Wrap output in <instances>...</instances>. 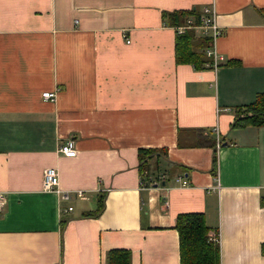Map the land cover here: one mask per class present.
I'll return each mask as SVG.
<instances>
[{"label":"crops","instance_id":"1","mask_svg":"<svg viewBox=\"0 0 264 264\" xmlns=\"http://www.w3.org/2000/svg\"><path fill=\"white\" fill-rule=\"evenodd\" d=\"M205 7L217 65L207 52L209 67L176 63L169 15ZM263 11L264 0H0V264H107L112 249L180 264L181 213L204 215L219 264H264V124L232 126L264 92ZM67 139L74 157L58 150ZM140 148L163 149L141 172ZM47 167L58 191L42 188Z\"/></svg>","mask_w":264,"mask_h":264},{"label":"trees","instance_id":"2","mask_svg":"<svg viewBox=\"0 0 264 264\" xmlns=\"http://www.w3.org/2000/svg\"><path fill=\"white\" fill-rule=\"evenodd\" d=\"M264 13V11H263ZM168 14H164V17ZM198 20L199 13L189 15L187 12L175 11L169 15L171 26L182 24L187 17ZM177 32V31H176ZM196 42L194 32L185 30L176 33L175 61L176 63H190L195 68L209 67L212 63L206 54V46L210 45L211 36ZM264 124V92L258 93L252 103L235 111L232 123L234 127L249 125L260 126ZM163 149L140 148L138 155L140 160V172L147 164V159L155 154L162 153ZM215 162V159H214ZM103 208L102 199L91 215H98ZM175 228L179 235L180 264H219L220 248L217 237L212 236L211 228L206 224L202 213H181L176 217ZM107 264H130V251L126 249H112L106 253Z\"/></svg>","mask_w":264,"mask_h":264},{"label":"built area","instance_id":"3","mask_svg":"<svg viewBox=\"0 0 264 264\" xmlns=\"http://www.w3.org/2000/svg\"><path fill=\"white\" fill-rule=\"evenodd\" d=\"M176 31L178 33H183L185 30H195L201 35H209L212 40H215L217 37L221 35L220 26L218 21L216 20V12L209 7H205L198 16V20H195L193 17H187L185 21L175 26ZM124 37L129 42V39L126 35ZM207 54L213 55L214 62L213 65H217L216 54L213 48H209L206 50ZM42 97L47 100H53L55 98L54 91H44L42 92ZM218 145V144H217ZM64 156L66 157H74L77 154V149L75 146V142L73 139H67L65 143H63L58 149ZM178 181H182L185 183V179L182 177H178ZM59 175L57 170L54 167H47L43 174V182L42 188L46 191H58L59 189ZM76 195L81 197L83 195L82 190H77ZM63 200H69L70 195L69 192H62L60 194ZM4 197L0 193V209L3 205ZM71 209V207H69Z\"/></svg>","mask_w":264,"mask_h":264}]
</instances>
